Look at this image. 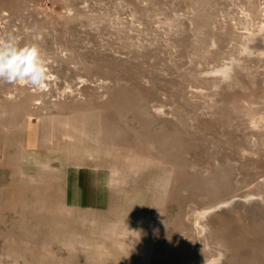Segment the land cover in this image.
Here are the masks:
<instances>
[{
	"label": "rangeland",
	"instance_id": "rangeland-1",
	"mask_svg": "<svg viewBox=\"0 0 264 264\" xmlns=\"http://www.w3.org/2000/svg\"><path fill=\"white\" fill-rule=\"evenodd\" d=\"M9 33L49 78L0 83V264H264V0H0Z\"/></svg>",
	"mask_w": 264,
	"mask_h": 264
},
{
	"label": "clouds",
	"instance_id": "clouds-1",
	"mask_svg": "<svg viewBox=\"0 0 264 264\" xmlns=\"http://www.w3.org/2000/svg\"><path fill=\"white\" fill-rule=\"evenodd\" d=\"M215 72L227 82L232 78L233 68L225 66ZM48 78L47 61L39 45L21 44L11 33L0 37V83L42 89Z\"/></svg>",
	"mask_w": 264,
	"mask_h": 264
},
{
	"label": "bare ground",
	"instance_id": "bare-ground-1",
	"mask_svg": "<svg viewBox=\"0 0 264 264\" xmlns=\"http://www.w3.org/2000/svg\"><path fill=\"white\" fill-rule=\"evenodd\" d=\"M243 201V200H242ZM227 205H230L229 203H224L223 205H221V207L220 208H226L227 207ZM212 263V262H211Z\"/></svg>",
	"mask_w": 264,
	"mask_h": 264
},
{
	"label": "water",
	"instance_id": "water-1",
	"mask_svg": "<svg viewBox=\"0 0 264 264\" xmlns=\"http://www.w3.org/2000/svg\"><path fill=\"white\" fill-rule=\"evenodd\" d=\"M237 205L238 206H243V203L242 202H238Z\"/></svg>",
	"mask_w": 264,
	"mask_h": 264
}]
</instances>
